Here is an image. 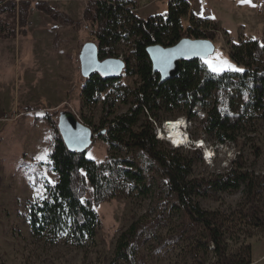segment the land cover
I'll list each match as a JSON object with an SVG mask.
<instances>
[{
    "label": "trees",
    "instance_id": "trees-1",
    "mask_svg": "<svg viewBox=\"0 0 264 264\" xmlns=\"http://www.w3.org/2000/svg\"><path fill=\"white\" fill-rule=\"evenodd\" d=\"M135 7L136 0H89L81 19L73 20L47 1H0V38H12L16 29L26 34L30 12L38 11L54 22L86 33L96 44L99 59L109 58L121 41H129L130 53L123 59L124 74L139 80L132 88L116 86L121 75L107 79L92 73L82 80L80 88L84 105L101 102L97 139L112 150L125 148L124 155L112 152L96 162L84 153L69 152L56 129L57 110L42 117L53 133L50 162L57 179L45 182L41 200L29 204L30 230L35 236L50 235L52 239L65 234L72 246L82 247L98 226L96 206L124 190L149 195L151 188L139 165L140 161H148L156 166L155 194L160 195V210L153 219L134 220L119 234L111 264L133 263L148 231L161 227L171 211L177 213L180 224L176 234L189 240L185 253L192 264H205L208 255L213 258L208 264H250L249 244H241L233 252L228 250L229 216L219 208L205 210L196 200L240 191V205L230 216L237 217L243 227L264 235V173L246 168L238 155L225 172L191 177L192 158L156 138L153 123L164 110L176 108L189 121L199 110L204 114L198 122L202 133L212 135L221 144L235 141L243 123L258 112L264 113V44L252 39L231 45L229 58L243 71L215 73L194 59L181 63L177 77L160 82L159 75L152 72L146 48L155 44L169 47L182 38L213 40L216 26L205 17L189 15L186 0H168L164 14L147 19L136 17ZM187 15L189 24L183 27L181 18ZM108 89L131 99L127 112L113 116L114 97L106 92ZM29 111V107L23 109ZM192 153L200 159L199 150ZM87 191L90 198L85 199Z\"/></svg>",
    "mask_w": 264,
    "mask_h": 264
},
{
    "label": "rangeland",
    "instance_id": "rangeland-1",
    "mask_svg": "<svg viewBox=\"0 0 264 264\" xmlns=\"http://www.w3.org/2000/svg\"><path fill=\"white\" fill-rule=\"evenodd\" d=\"M45 1L73 20L81 19L83 6L74 4L73 0ZM148 1L136 0L139 6L134 12L136 17L147 19L167 11L168 0H152L151 4L141 7ZM186 1L189 15L207 17L209 24L216 26L214 53L202 61L210 71L222 72L213 71L211 65L223 66V61L235 69H242L229 58L232 44L252 39L264 44V0ZM189 15L181 18L183 27L188 26ZM29 20L31 24L26 34L16 29L12 38H0V92L3 89L2 103L7 101L9 104L0 116V264H111L119 234L134 220L142 217L153 219L160 210V195L155 194L156 166L148 161L139 162L151 188L149 195L124 190L95 207L99 223L94 236L87 239L82 247L72 246L65 234L53 239L50 235L32 234L28 223L29 204L41 200L45 182L54 183L57 179L50 162L53 133L42 117L54 110L58 113L66 106L95 132L99 127L102 105L101 102L84 105L80 99L83 79L79 73L78 54L81 46L91 41L88 35L35 11L30 12ZM130 46L129 41H121L115 54L109 57L123 60L130 53ZM225 70L234 71L227 67ZM138 81L136 76H127L123 72L116 86L132 88ZM106 92L114 97L113 116L128 111L130 98L121 92L113 94L109 89ZM26 107L32 111L23 112ZM180 117L184 120L182 131L188 132L191 140L203 143V148L196 149L200 159L192 153L195 149L191 144L178 148L192 158L191 177L225 172L238 155L246 168L264 173L263 112L243 123L235 141L222 144L212 135L200 131L198 122L204 114L199 110H196V118L190 121L176 108L164 110L159 113L158 121L153 123L155 132L161 130L163 138H166L164 124ZM184 137L185 140L181 138V141L186 142V135ZM112 152L124 155L127 150H112L95 138L84 155L87 159L101 162ZM207 152L209 158L206 157ZM84 198H90L88 191ZM196 201L205 210L219 208L229 216V230L226 232L229 252L241 244H249L252 261L264 264V235L243 227L237 217L230 216L240 205V191L222 192L215 198H198ZM179 231L178 215L171 211L161 227H152L148 231L131 264H192L185 253L189 240L186 236L178 237L176 233ZM206 258L205 264L213 261L211 255ZM116 264L130 263L120 261Z\"/></svg>",
    "mask_w": 264,
    "mask_h": 264
},
{
    "label": "water",
    "instance_id": "water-1",
    "mask_svg": "<svg viewBox=\"0 0 264 264\" xmlns=\"http://www.w3.org/2000/svg\"><path fill=\"white\" fill-rule=\"evenodd\" d=\"M214 50L213 40L182 38L169 47L150 45L146 48V53L152 72L159 75L160 82H165L179 75L183 61L206 60ZM78 63L82 79H87L92 73H97L102 78H117L125 69V62L120 58L99 59L97 46L92 41L81 46ZM56 129L69 152L85 153L93 139L98 137V133L81 122L69 108L58 111Z\"/></svg>",
    "mask_w": 264,
    "mask_h": 264
},
{
    "label": "bare ground",
    "instance_id": "bare-ground-1",
    "mask_svg": "<svg viewBox=\"0 0 264 264\" xmlns=\"http://www.w3.org/2000/svg\"><path fill=\"white\" fill-rule=\"evenodd\" d=\"M167 121L168 122L164 124L166 130L165 132L166 139L171 141L172 144L181 146L182 144L185 143L184 141H181V138L185 140L184 135L181 133L184 120L180 117L174 120H167ZM167 134L170 139L167 137ZM160 135L163 137L162 133ZM206 155L207 158L210 157L209 152H207Z\"/></svg>",
    "mask_w": 264,
    "mask_h": 264
},
{
    "label": "built area",
    "instance_id": "built-area-1",
    "mask_svg": "<svg viewBox=\"0 0 264 264\" xmlns=\"http://www.w3.org/2000/svg\"><path fill=\"white\" fill-rule=\"evenodd\" d=\"M183 129H184V127H183ZM164 133H165V131H164ZM182 133H183L184 135H186V137H187V141H186L184 144H182L181 146H179V145L172 144L171 141H169V140L166 139V138H163V137L160 135V134H161V130H158V131L155 132V134H156V138H158L159 140H164V141L169 142V144L171 145L172 148H180V147H183V146H185V145H187V144H191V146H192L194 149H199V150H200L201 148H203V143H202L201 140H191L188 132H186V131L183 132V131H182ZM199 143H200V145H199ZM250 264H257V263L254 262V261H252Z\"/></svg>",
    "mask_w": 264,
    "mask_h": 264
},
{
    "label": "crops",
    "instance_id": "crops-1",
    "mask_svg": "<svg viewBox=\"0 0 264 264\" xmlns=\"http://www.w3.org/2000/svg\"><path fill=\"white\" fill-rule=\"evenodd\" d=\"M0 1H5V0H0ZM16 1H19V0H16ZM30 1H37V0H30ZM43 1H45V0H43ZM89 0H73V2H74V4H76V5H78V4H80V5H82L83 6V8H84V6H85V4L88 2ZM138 1V0H137ZM142 2L143 1H146V0H141ZM168 2V1H167ZM152 3V0H150V1H148V2H146L145 4H143V5H141V7H145V6H147V5H149V4H151ZM138 3L136 2V7H135V9H134V11L133 12H135L136 11V9H138V5H137ZM82 8V9H83ZM35 12H38V11H35ZM81 12H82V10H81ZM39 13V12H38ZM194 15V14H193ZM195 17H201V16H196V15H194ZM30 17V16H29ZM186 17V16H185ZM206 19H208L207 17H205ZM29 22H30V20H29ZM31 24V23H30ZM30 26V25H29ZM2 89V88H1ZM2 91H3V89H2ZM2 91L0 92V116L2 115V113H3V111L7 108V106L9 105L8 104V102L7 101H3V103H2V99L1 98H3V93H2ZM6 91H8V90H6ZM8 95H9V93H8ZM6 99H7V96L5 97ZM9 98V97H8ZM8 100V99H7Z\"/></svg>",
    "mask_w": 264,
    "mask_h": 264
},
{
    "label": "snow or ice",
    "instance_id": "snow-or-ice-1",
    "mask_svg": "<svg viewBox=\"0 0 264 264\" xmlns=\"http://www.w3.org/2000/svg\"><path fill=\"white\" fill-rule=\"evenodd\" d=\"M241 2H250V0H241ZM222 65L223 66L211 65V67H212V70L216 72L223 71L225 67L236 70V71H243V69H235L233 65L227 63L226 61H223Z\"/></svg>",
    "mask_w": 264,
    "mask_h": 264
},
{
    "label": "clouds",
    "instance_id": "clouds-1",
    "mask_svg": "<svg viewBox=\"0 0 264 264\" xmlns=\"http://www.w3.org/2000/svg\"><path fill=\"white\" fill-rule=\"evenodd\" d=\"M184 130V129H183Z\"/></svg>",
    "mask_w": 264,
    "mask_h": 264
}]
</instances>
